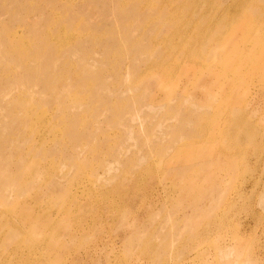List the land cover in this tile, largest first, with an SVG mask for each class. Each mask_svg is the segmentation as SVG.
I'll list each match as a JSON object with an SVG mask.
<instances>
[{
  "label": "rangeland",
  "instance_id": "obj_1",
  "mask_svg": "<svg viewBox=\"0 0 264 264\" xmlns=\"http://www.w3.org/2000/svg\"><path fill=\"white\" fill-rule=\"evenodd\" d=\"M0 264H264V0H0Z\"/></svg>",
  "mask_w": 264,
  "mask_h": 264
},
{
  "label": "bare ground",
  "instance_id": "obj_2",
  "mask_svg": "<svg viewBox=\"0 0 264 264\" xmlns=\"http://www.w3.org/2000/svg\"><path fill=\"white\" fill-rule=\"evenodd\" d=\"M245 7H246V6H245ZM226 12H228V14H229V11H226ZM228 14H227V15H228ZM262 14H263V13H262ZM212 16H213V15H212ZM219 16H221V15H219ZM219 16H218V18H219ZM224 17L227 18V17H226V14H225ZM244 17H245V16H244ZM222 18H223V17H222ZM210 20H212V18H211ZM217 20H218V19H217ZM218 21H219V20H218ZM226 22H227V20H226ZM226 22H225V23H226ZM210 23H211V22H210ZM214 23H215V22H214ZM208 24H209V23H208ZM212 25H213V23H212ZM225 25H226V24H225ZM210 26H211V25H210ZM215 26H216V25L212 26V28L215 27ZM207 27H208V26H207ZM213 29H214V28H213ZM211 30H212V29H211ZM175 46H176V45H175ZM161 49H162V48H161ZM192 56H193V55H192ZM188 57H189V56H188ZM163 58H164V57H163ZM189 60H190V59H189ZM193 60H194V59H193ZM262 74H263V73H262ZM139 76H140V75H139ZM141 76H142V74H141ZM232 83H233V82H232ZM236 124H237V123H236ZM204 126H205V125H204ZM237 127H238V126H237ZM202 129H203V128H202ZM203 137H204V135H203ZM200 141H201V140H200ZM20 163H21V162H20ZM15 164H16V163H15ZM19 165H20V164H19ZM13 170H14V169H13ZM11 220H12V219H11ZM23 228H24V227H23ZM123 234H124V233H123Z\"/></svg>",
  "mask_w": 264,
  "mask_h": 264
}]
</instances>
